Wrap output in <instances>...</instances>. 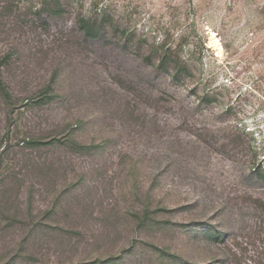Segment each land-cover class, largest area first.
<instances>
[{"label": "rangeland", "instance_id": "374dc122", "mask_svg": "<svg viewBox=\"0 0 264 264\" xmlns=\"http://www.w3.org/2000/svg\"><path fill=\"white\" fill-rule=\"evenodd\" d=\"M5 1L0 264H254L264 0Z\"/></svg>", "mask_w": 264, "mask_h": 264}, {"label": "trees", "instance_id": "16d2710c", "mask_svg": "<svg viewBox=\"0 0 264 264\" xmlns=\"http://www.w3.org/2000/svg\"><path fill=\"white\" fill-rule=\"evenodd\" d=\"M5 8L10 9L13 6V0H7L5 1ZM47 5L50 10L55 11H61L63 10V4L60 2V0H52L51 2H47ZM78 25L80 29L84 33V37L86 39H97L100 38L103 35V24L97 17L93 16H80L77 20ZM168 50H166L163 54L158 55V68L162 70H171L175 68H183L184 70H188L187 65L184 63L181 64L177 59H173L169 56ZM147 59L149 62H152V56L149 54L147 56ZM178 71V70H177ZM174 78H180L181 74L178 71V73L173 74ZM0 90L1 92L8 96L10 98V94L7 90L6 84L3 80L2 73L0 71ZM53 99V95L44 99V101ZM33 142V141H32ZM30 142V144H32ZM37 142V141H35ZM257 156L256 152L253 155V158ZM253 166H251L250 170L252 174H255L258 179H264V170H262V162L255 164V159H253ZM254 204L258 210L261 212H264V199L262 197H257L254 200ZM204 238L211 241L213 244H219L221 242H224V238L226 237L227 233H224L220 231L219 229L215 228H209L205 230L203 233ZM257 235V241L261 243L260 249H257L256 255H254V258H251L250 260L254 262V264H264V224H260L258 229L256 230ZM164 253V252H163ZM243 251L241 249V253L239 251H235L233 249H228L223 255H221L218 259L212 261L208 264H242L241 258H242ZM244 264H248L247 262Z\"/></svg>", "mask_w": 264, "mask_h": 264}]
</instances>
